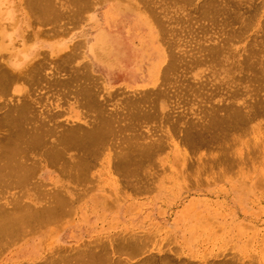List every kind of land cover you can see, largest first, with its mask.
Segmentation results:
<instances>
[{
    "label": "rangeland",
    "instance_id": "obj_1",
    "mask_svg": "<svg viewBox=\"0 0 264 264\" xmlns=\"http://www.w3.org/2000/svg\"><path fill=\"white\" fill-rule=\"evenodd\" d=\"M2 1V8L9 11L12 18L10 17V19L0 20L3 21L4 28L2 49L0 52L4 53L6 57L14 52L17 66L20 71L26 70L32 64L35 65L36 63L42 62L41 65H43V68H40L42 70H40L39 74L43 72L45 74L44 76L42 75L45 77L43 79H46L42 83V77L40 82L39 79L37 81H35L36 79H32L33 82H31L32 80L30 81L24 78H21V80L17 79L14 85L16 87L15 95L17 96V99H22L27 93L28 95L25 96H28L29 99L34 98L30 100L32 105L36 107V110H40L38 115H42V111L43 114H46L45 111L47 110L49 115L54 111L56 113L54 114L53 112L51 117H54L53 114L59 115H56L54 118L50 117V122H52L53 119L57 122V120H55L56 118L64 124L74 122L83 123L88 119V116L84 114L83 111L86 110L85 107L76 100L78 98H76L73 91H71L74 89L73 85L77 81L71 79L73 81L72 85V81L70 80L74 75L71 72H76L75 68H77L79 74L84 75L85 72V77L88 75V78H91L92 76L89 75H93L91 79L94 81L96 93L99 95L97 97L100 100H105L101 94L104 93V95H106L107 88L110 91L115 90L117 92L115 96L118 98L116 99L117 104L122 95H125L122 91H126V94L129 92L133 94L139 89L133 88L136 86L135 81L130 82V85H128L121 79H114L112 82L104 80L105 77H103V74L101 75L98 73L99 71L97 72V70L92 67L91 60L96 62V59L90 58L84 52L86 44L90 43L92 40L90 37L86 40L88 34L95 35L104 29H116L115 26H111L115 24L116 20H119L114 17L119 10H129L128 12L131 14H143L141 17L144 16L143 18H147L146 20H148L149 23L146 26L150 29H154L156 33V36L154 35L155 41L151 43H155L158 48H161L164 51L167 60L169 59L168 53L170 50L171 52L174 51L173 53H182L181 56L186 55L187 58L185 57V59H188V57L191 56L190 53H192V56H195L196 54L199 55L200 53L203 54L208 47L204 49L201 46L205 47L206 44L209 45L210 43L212 46L218 41L219 46H221V43H224L221 38H224V34L227 35V32L224 29L228 27L231 29L234 27L231 30L229 29L231 33L232 30L236 29L237 25L239 26V24L245 23L246 18L247 20L244 24L246 26L240 25L244 30L246 27V32L244 30L241 32L242 34L238 32L239 38L237 36L238 34H235L237 38L235 39V37L232 36L231 38H234L232 39L234 41L232 42L230 39V43L228 42L230 46L228 45V47L226 45V51L229 50L226 53L224 51L225 55L228 56V61H225L226 63L234 60H236V62H241L247 53V48L245 46L247 44L248 47L251 38L253 37L252 40L254 41H251L253 45L251 44L252 46L249 48L257 47L256 42L258 39L256 40L255 36L264 35V32H262L264 26H261L264 24V18H262L264 17V0H251V2L250 0H236L234 4H229L231 7L234 6L233 8L236 7L235 9L230 8L234 12L237 10V4L240 6H238L239 10L237 11L239 13L240 11L243 12L240 13L241 18L240 16L237 17L240 18L238 19V22L233 24L235 21H232V24L235 26L230 24L231 27L230 25L227 26L224 24L223 18L225 15L221 17L218 16V14L217 16L219 18L217 19L219 20L221 18V23H223V26L225 25L224 29L219 27L221 20L218 21L216 19L214 20L215 24H212L209 20V17L211 19L210 14H208L209 17L207 14L204 16L201 15L200 3L201 1L204 2V0H201L200 2H198L199 0H192L183 2V4L181 2L177 3L176 0V2H169L170 4L166 3L168 5L164 4L163 0H160L159 3H153V0L149 5L153 8V11H151L152 8L141 5L142 3L139 0H89L83 10L77 14L71 13V10H73L71 8L74 7V5H66V2H63L64 0H55V3L57 4H55V6L60 7L59 9L57 7V10L60 11L61 14L49 21H44L45 23L38 22L39 19L36 21L35 18L37 17H35V13L33 14V17L35 18L32 20L31 14L33 12L28 10L31 16L30 19L28 16L29 13L26 11L28 7L26 9L24 8L26 6L24 5L25 3H23V0ZM56 1L62 2L61 5H58L60 3ZM221 1H227L228 3L230 0ZM161 3H163L164 6H162L163 4ZM158 4L160 5L158 6ZM197 4L200 6L199 9L198 7L197 9L195 8ZM162 9L164 10L162 11ZM159 10L161 12H159ZM152 13H156L155 15L158 17L159 21L158 19H155L157 17L152 15ZM246 14L248 16H246ZM200 15L204 18L206 15L207 16L204 19L201 18ZM179 17L182 19H179ZM237 18L234 20L237 21ZM169 19L172 22H170ZM155 20H157L158 23ZM240 20H243L244 22L242 21L241 23ZM160 21H162V23L164 22L165 25H161ZM217 21L219 22L218 24L216 23ZM221 23L220 26H222ZM159 24L161 27H165L162 28L163 30L165 29L164 31L166 34L160 30L162 28L158 26ZM208 24L214 28L209 27ZM203 25L205 28H201ZM260 26L262 28H260ZM169 27L170 29H168ZM239 28L241 29V27ZM173 29H175V31ZM205 29L207 31H204ZM222 29L225 33L222 32ZM178 30H180V32ZM237 30L234 32H237ZM176 31H178V33ZM163 35L165 38L162 37ZM258 36L256 38H258ZM167 37L170 41H174H168L169 44L171 43V47L166 43ZM218 42H216V44ZM247 42H249V44ZM133 43L136 46L138 45L137 40ZM202 43L206 44L203 45ZM202 48L204 50H202ZM68 51L72 52L73 56L68 61L62 60V54ZM97 53L101 54L100 49L97 50ZM230 53H236V55H231ZM242 53L244 55H242ZM261 54V58L264 59V53ZM167 60L163 61V64ZM57 61H59V64H57L56 67ZM60 63L61 65L64 64L62 65V68L61 66H58ZM85 65L90 67L87 68ZM211 66L212 65L209 62L207 64L206 61H200V63L198 61L197 63H189L187 68L184 67L181 68V70L179 68L180 71H177V74H180L179 77L177 74H173L172 79L168 80V82L164 80L165 83H167L164 85H168L166 88L168 89V95H171L170 97L167 95L166 88H164V85L160 81L162 80L160 79L162 77L158 78L153 88L160 83V87L165 89V96H167L162 97L163 94L160 95L157 98V102L155 101L154 104L155 107L162 112L161 113L156 109V114H158V117L160 116V118L155 119L158 117L150 116L148 120L144 119L140 121V123L138 122L135 127L136 129L131 130L130 128L126 129L124 132L129 135L135 133L134 130L138 133L141 132L142 134L139 133V136H144L139 137L140 139L142 138V141L140 139H138V141L140 143L142 142V144L146 143L148 137L151 138L149 139L150 141L152 138L155 139L156 136H159L158 138L162 136L161 139L163 140L161 141L165 140V142H163L165 146L162 145L163 148L161 149L159 147L154 148L155 146L151 147L150 151H153V153L148 154V157L144 156V159L148 158V161H145V163L143 159L142 162H144V165L142 162L141 164L143 166L140 164L142 168H139L138 166V170H135V168V171H132L131 173L132 175H127L132 178L129 177L127 179V176L121 178L122 175H119L120 173L117 172L120 170L114 169V166H112V162L117 155L116 153L120 149L119 146H117V143H119L117 140H119V138L116 139V136H114V141L111 140V142L109 141L107 144L104 143L99 146L102 151H100L101 149L99 150V147L97 148L96 159L94 158L96 162L92 159L91 170L87 172L90 173L88 175L89 180H83L86 184L83 185L82 183V187L79 186V184H71L72 186H77L76 188H78L79 193L83 192V196L82 194H79V196L74 198V201L70 204L71 207L68 208L69 212L65 211V214L63 212V215L60 216L61 218L59 217L61 221L57 219L58 221L55 220V223L53 221L50 222L49 225L48 223L46 225L44 224L41 226L42 228L39 227L37 231L32 234L23 236L21 240L19 239V241L16 240L6 244L7 246L3 247V249L5 248L3 251L0 249V264L28 263L26 260L27 257L25 256L26 247L31 248L38 245L45 250V248L50 247V245L52 247L53 245L60 244L71 247V245H84V243L89 244L90 242H92L91 244L96 242L98 246L103 245L102 242L105 240H107V243L111 242L110 240L116 237L117 233L118 235L120 233V236H123V233L126 232V234H130V232L133 233V231H140L138 234H142L141 232H143L142 238L141 235H138L139 241L142 239L143 241H141V243L144 242V247L142 246L143 249L141 248L142 252L140 251L141 249L139 251L137 250L136 254L118 253L116 255L115 252H111L112 254H110L113 258L119 256L126 263H135L151 254H156L158 257L160 254L164 255V253H169L170 256H172V254L175 256H172V258H175L174 261L176 264H184L186 260L187 262L189 261V264H210V262L213 264L214 262L219 263V261L221 262L222 260H228L227 262L229 263L230 258V262L235 260L233 262H236L235 264H264V114H262L264 112L260 110L261 115L259 114L256 115L255 118L253 117V120H250V122L248 121V125H240L243 126L244 129L238 126L239 129L237 127V129L234 128L235 130L231 129V133L229 130L226 134L224 133V135L221 133L220 137L215 138L217 141L209 140L207 143L206 141H202V143L199 142L197 144L182 140L183 138L181 134H184L186 131L184 126H188L189 122L193 123L191 121L199 123L202 119L204 106H209L213 103H220L224 100L228 101L229 99L226 89L228 87V89H230L234 82H232V80H227L228 77H226L227 72L225 70V65ZM232 72H234V75H240V72L235 70ZM228 74L231 73L229 72ZM84 76H82L81 79L79 78L78 81L80 82V80L84 79ZM63 78H69V81H67L68 83H71H65L66 85L68 84L71 89H67L68 86L65 84H63L64 86L62 85L63 88L59 86L62 90H65L63 92L66 94L61 93L62 91L59 88H56L57 85L54 86V84L51 83L54 79ZM47 79L51 80L50 83H48ZM36 82L38 83V86L36 85ZM44 82H47L48 85ZM229 82L231 86L229 85ZM184 83L187 85H197L200 88L202 87V83L204 88L202 89V92L201 89H198L201 93H198L195 89V92L197 93L194 94V88H191L194 86H187ZM178 85L182 86L180 87L182 89L177 87ZM215 85H217L218 90L220 88V91L214 90L216 88ZM218 85L220 87H218ZM50 86L51 89L54 86L56 91L54 87V90H50ZM183 86L185 87L184 90L186 89L185 91L183 90ZM46 87H49V89H46ZM187 87L191 89L188 88L189 90L187 91ZM222 87H224V89ZM130 90L134 92H131ZM183 91L184 93H182ZM223 91L226 94H224ZM11 92L10 89V91L6 93L5 98H9ZM262 92H264V88L261 89V92L259 91V98L264 100V96H261L264 95ZM172 93L176 94V96L172 95ZM209 93L211 94L209 95ZM249 94L250 93L240 94L236 96L237 98H230L229 100L234 102L236 99V103L243 102V104H245V101L243 100H253ZM223 97L224 100H221ZM111 100L105 102V107L107 105V109L109 110L112 108H115L113 110L119 109L120 106L117 104H115L116 107L118 106L117 108L112 106L115 100L114 102ZM78 103L81 106H78ZM44 108H48L49 111ZM200 109H202V111ZM165 110L169 111L168 116H173L170 118V122L167 121L168 118L165 119L168 116H163V114L167 113ZM170 111H173V113ZM86 112L88 111L86 110ZM49 115L45 116L48 117ZM178 116H180L179 119L177 118ZM204 117L205 116H203V121L206 120ZM188 118L191 121L188 120V122L186 120ZM172 119L173 122L176 121V124H172ZM54 121L52 122L53 125L55 124ZM167 122L169 126L167 125ZM194 123L193 125L197 126ZM59 126L61 127L60 123ZM59 126L56 129H61ZM156 126L157 128L155 129L154 127ZM171 126L172 128H170ZM173 126H177V129H174L175 132L172 130ZM198 127L199 126H197V128ZM189 128L190 131L193 129H191V126ZM240 128H242V130H240ZM149 131H151L152 134ZM241 132H243V134ZM145 136L147 138L144 139L143 137ZM180 137L182 138L181 140ZM220 141H222V143ZM113 142L116 143L114 144ZM234 142L235 145L232 146ZM152 148L159 149L155 150L154 153V149L151 150ZM230 149L232 152L229 151ZM69 151L72 152L73 150L70 148ZM134 166L132 165L131 167ZM53 167L54 166L50 167V165H48L45 168L46 176L41 175V173L38 175V178L45 180L48 184H50L49 182L55 181V179H57L58 182L65 181L72 183L68 178H64V176L61 177L62 175L59 174L58 169ZM41 169L43 170L44 168L42 167ZM95 173L96 175H94ZM90 177H92V179L94 177V181ZM135 186H138L140 190L135 188ZM80 187L81 189H79ZM11 188V190L17 189V187ZM86 192L88 195H86ZM35 200L40 202L38 198H35ZM146 236H148L147 238L149 239H147ZM48 242H50V245H48ZM45 245H47V247H45ZM138 252L139 254H137ZM179 258L182 262H179Z\"/></svg>",
    "mask_w": 264,
    "mask_h": 264
},
{
    "label": "bare ground",
    "instance_id": "obj_2",
    "mask_svg": "<svg viewBox=\"0 0 264 264\" xmlns=\"http://www.w3.org/2000/svg\"><path fill=\"white\" fill-rule=\"evenodd\" d=\"M59 1H56V2H59ZM88 1L89 0H64L63 2L64 3L66 2V5L67 4L74 5V7L71 8V9H73V10H71L72 11L71 13L77 14L83 10V8L85 7V5L87 4ZM139 1H141V3H142L141 5H143V6L145 5V6L152 8L149 5H150V3H152L153 0H139ZM159 1L160 0H154L153 3H155V2L159 3ZM172 1L176 2V0H163L164 4L172 2ZM187 1H192V0H177V3L181 2L183 4V2H187ZM200 1L201 0H199L198 2H200ZM218 1H220V2H218ZM235 1L236 0H232V1L230 0L227 3V1H221V0H217V1L216 0H207V1L204 0V2L201 1V3L203 2L202 5L200 3L201 7L198 6L199 4H197L195 8L197 9V7H198V9H199V7H200V10L202 13L201 15H203V16L205 14H207V15L210 14L211 19H210L209 15H208V17H209L210 23H212V24H215L214 20L219 18L218 16L223 17L225 15L223 18L224 19L223 22L225 25L229 26L230 24L233 25L236 22H238V19L241 18L240 13L243 12V11H240V13H239L237 11V10H239L238 4H237V10H235V12L232 9H235L236 7L233 8L234 6L233 7L229 6V4H234ZM250 2H251V0H250ZM250 2H248V3H250ZM23 3H25L24 4L26 6V7H24L25 9L28 7L26 11L30 10L31 12H33L31 14L32 20H33V18L37 17V18H35V20L37 21L39 19L38 22L45 23L44 21H47V20L49 21V20L57 17L58 15L60 16V14H61V12L57 10L58 6L57 7L55 6V4H56L55 0H23ZM59 3L60 4H58V5H61L62 2H59ZM2 4H3V1L0 0V20L10 19V17H11L10 12L7 10H4L2 8ZM161 4H163V3H161ZM164 4L162 6H164ZM159 5L160 4H158V6ZM166 5H168V4H166ZM166 5H165V7H166ZM167 7H169V6H167ZM59 8L60 7H58V9ZM230 8H232V9H230ZM163 10L164 9H162V11ZM128 11L129 10H127V11H122V10L120 11L119 10V12H117L115 14L114 17L119 19V20H116L115 24L111 26V27L115 26L116 27L115 30L113 28L112 29H104V30L96 33L95 35L88 34V36H86V40L89 37L92 38V40L90 41V43L86 44L84 52L90 58L96 59V62L94 60H91L92 67H93V69H96L101 74H103V77H105L104 80H108V82H112V80H114V79H121L125 82V84H128V85H130V82L135 81L136 86L133 88H136V89L139 88V89L137 92L135 91V89H134L135 92L130 90L131 92H134L133 94L130 92L126 94V91H122V92H124L125 95H122V97L119 99V102L117 104L116 99H118V98L115 97L117 92L115 90H114L115 92L110 91L107 88V91H106L107 94L106 93H105L106 95H104V93L101 94V95H103L102 97L105 98V100H100L97 97L99 95L96 93V89L94 87V81L91 79L93 77V75H89V76H92L91 78L89 77L91 80L88 78V75H87L86 76L88 78L87 79L84 76L85 72H84V75L79 74L77 72V68H75L77 73L71 72L74 75H73V77L70 78V80L72 79L73 81L74 80H77V81L73 85V81L71 80L72 81L71 83H72L73 88H74V89L72 88L73 90H71V91H73L76 98H78V99H76L74 97L73 98L78 100L79 103L81 105H83L85 107V109L88 111V112H86V110H83L84 114H86L88 116V119L85 120L86 122L84 120H82V121H84L83 123H85V124H83L82 122L81 123L74 122V123H69V124L65 123L64 124L63 122L58 121L59 119L55 118V120H57V122H55L54 119L53 120L51 119L52 122L53 121L55 122V124L53 125V123L50 122V117L52 116V113L54 111L52 113L50 112L51 114L49 115L48 114L49 112H47V110H46L48 108H44L46 110L45 111L46 114L45 113L44 114L49 115V116L48 117L45 116L43 114V111H42V115H38V113H40V110H36V107H34V105H32V102L30 99H34V98L29 99L28 96H25V95H28L27 93L25 95L23 94L24 97L22 99H20V100H19V98L17 99V96L15 95L16 87L14 86L15 81L17 79L21 80V78H24V79L30 80V81L32 79L33 80L36 79L35 81H37L39 79V82H40L41 77H42V79L45 78V77H43L45 75L43 72H42L43 74L42 73L39 74L40 70H42L40 68H43V65H41L42 62L36 63L35 65L32 64L33 66L31 65L26 70L20 71V69L17 66V62H16L14 52H12L10 55H7V57L5 56L4 53L0 52V249H1V251H3L5 249V248L3 249V247L7 246L6 244H9L10 242H14L16 240L19 241V239L21 240L23 236L32 234L33 232L37 231V229L39 227L43 226L44 224L46 225L48 223V225H49V223L53 222V221L55 223V220H57V219H59L61 221L60 216L63 215V212H64V214H65V211L69 212L68 208L71 207L70 204H72V201H74V198L79 196V194L83 193V192L79 193L78 188H76L77 186H72L71 184H76V185L79 184V186H81V187H82V183H83V185L86 184V182H84V181L89 180L88 175L90 173H87V172H89V170H91L90 168H91V164H92V159H93V161L96 162V160H94V158L96 159L97 148L100 145H103L104 143L107 144V142H109V141L111 142V140L114 141L115 140V139H113L114 136H116V139L119 138V140H117V142H119V143H117V146H119L120 149L117 151V153H116L117 155L115 156V159L114 160L112 159L113 165L112 164H110V165L114 166L113 167L114 169L120 170L117 172L120 173L119 175H122L121 178L123 176L125 178L127 175L131 174L132 171L134 172L135 170H138V166H139V168H142L141 165L145 161L146 162L148 161L147 155L150 153H153V151H150L151 147L155 146L154 148H156V147H159L160 149L163 148L162 145L165 146V144L163 143V142H165V140L161 141V140H163V139H161L162 136L160 138H158L159 136L158 137L156 136L155 139L152 138V140H150V141H149V139H151V138L148 137V140L146 139L147 140L146 143L143 142L144 144H142V142L140 143L138 141V139H140L139 137L144 136V135L139 136L140 134H142L141 132H139L140 133L139 134L137 131L134 130L135 133L129 135V134H125L124 131L126 129H130V128H131V130L136 129L135 127L138 124V122L140 123V121H142L144 119L148 120L150 116L158 117V114H156L157 108L155 107L154 104H155V101L157 102V98L160 95L163 94L162 97H167L165 95H166L167 90H168L166 88V87H168V85L167 86L164 85V84H167V83H165V81L168 82V80L172 79L173 74H177V71H180L181 68H184V67L187 68L189 66V63H197L198 61L200 63V61L201 62L206 61L207 64L209 62L212 66L224 64L225 70L227 72L226 77H228L227 80H232V82H234L233 86L230 89H228L229 87L227 89L225 88L226 92L228 93L227 96L229 97V99L230 98H233V99L237 98L236 96L240 95V94L250 93L249 95L253 98V100L249 101L247 99L248 98L247 97V98H245L247 100H243V101H245V104H243V102L242 103H236V99L234 102L232 100H229V99H228V101H225L224 97H223L221 100H224V101H222L220 103H213L209 106H204L203 111H202V109H200L203 112L201 121H203V116H205L204 118H206V120L203 122L200 121L199 123L198 122L194 123V121H191L189 118L186 119L187 121L189 120L199 127L197 128V126L193 125V123H190L188 121L189 125L184 126L186 131L184 134H181L183 139L180 137V140L182 139V140H185L187 142L190 141V142L197 143V144L199 142L202 143V141H204V142L206 141V143H207V141H209V140L213 141V140H215V138L220 137L221 133H222V135H224V133L226 134L228 132V130L229 131L231 129L233 130L236 127L238 128V126L243 128V126H240V125H243V124L248 125L250 120H253L252 119L253 117L255 118V116L259 115L261 111L264 112V110H262V109H264V100L259 98L260 97L259 91L261 92V89L264 88V59H262L260 56V55H262L261 53H264V35H262V36L259 35L260 39H259L258 35H257L258 38H256L257 36H255V39L256 40L258 39V41L256 42L257 47L249 48L253 45L251 42V41H254V40H252L253 37L251 38L250 44H249V42H247L249 44L248 47H247V44H246V46L244 45L247 48L246 49L247 53L244 57L242 56L243 60L241 62H236V60L231 61V62H227V63L225 62V61H228L227 60L228 56L225 55V53L229 51L228 48H227L228 51H226V47L229 45L228 42L230 43V39L231 40L234 39V38H231L232 36L235 37V39L237 38V36L239 38V33L243 32L244 29L240 25L246 26V25H244L246 23V20H247V18L245 16H244L246 18L245 23H243V24L238 23L239 26L237 25L236 29L232 30L233 32L231 31V33H230V30L234 27H232L231 29L229 27L224 29L225 25L223 26V23H221L222 22L221 18L219 20H221L220 23L223 27L220 26V23L218 22L219 20L217 19L218 21L216 23L217 24L219 23V27L223 28L227 32V35L224 34L225 39L223 37L222 38L220 37L222 42H224V43H221L222 44L221 46H219L218 41H216V42H218L217 44H216V42L214 43L215 45L213 43H211V44H213L212 46L210 45L209 42H208L209 45L206 43H205L206 45L202 43L203 45H205V47L201 46L199 43V45L201 47H203L204 49L206 47H208V48H206L207 50H205L206 52L204 51L203 54L200 53L199 55L196 54L195 56H192V53H190L191 56H189L188 59H185V57L187 58L186 55L181 56L182 53L181 54H179L178 52L173 53L174 51L171 52V50H170L168 53L169 59L167 60L166 54H164V51L161 48H158V46L155 43L154 44L151 43V42L155 41L154 37L156 36V33H155L154 29H152V28L150 29L146 26L149 23V21L146 20L147 18H143L144 16L141 17V15H143V14H141V15L136 14L135 15L133 13L131 14ZM151 11H153V8ZM159 12H161V11L159 10ZM28 13H26V14H28V16L31 19L30 12L28 11ZM34 13H35V17H33ZM62 14H63V12H62ZM155 14L156 13H154V14L152 13V15L157 17ZM238 14H240V15H238ZM162 15H163V13H162ZM169 16H171V15H169ZM200 16H198V17H200ZM206 16H205V18H206ZM238 16H240V18H237ZM246 16H248V15L246 14ZM29 17H27V18H29ZM208 17H207V19H208ZM201 18H204V17L201 16ZM236 18H237V21L234 20ZM262 18H264V17H262ZM155 19H158V17ZM173 19H176V18H173ZM179 19H182V18L179 17ZM155 21L158 23L159 19H158V21L157 20H155ZM162 21H160L161 25L164 24V22L162 23ZM183 21H185V20H183ZM232 21L233 22L235 21V22L233 23ZM242 21L240 20L241 23H242ZM170 22H172V21L170 20ZM260 23H262V22H260ZM209 24H208V26H209ZM161 25L159 24L158 26L161 27ZM231 25H230V27H231ZM233 26H235V25H233ZM261 26H264V24H262ZM261 26H260V28H262ZM202 27H204V25L201 26V28ZM209 27H212V26H209ZM239 27H241L242 30ZM163 28H165V27H163ZM163 28L160 30L165 33V31H164L165 29L163 30ZM179 28H182V27H179ZM212 28H214V27H212ZM168 29H170V27ZM183 29H185V28H183ZM3 30H4L3 21H0V50L2 49V42H3L2 39H3V34H4ZM173 30L175 31V29H173ZM224 30L222 31L223 33H225ZM235 30H237V32H234ZM246 30L247 29L245 27L244 31L246 32ZM178 31L180 32V30H178ZM178 31H176V32L178 33ZM204 31H207V30L205 29ZM262 32H264V29H262ZM233 33H234V35L235 34L236 35L238 34V35L234 36ZM215 34H217V33H215ZM164 35L162 37L165 38ZM243 35H242V37H243ZM149 36H150L151 41L149 39ZM217 37H215V38H217ZM173 39H174V37H173ZM223 39H224V41H223ZM135 40L138 41L137 46L134 45V43H133ZM221 40H220V42H221ZM168 41L174 42V41H170V39L167 37L166 43L169 44ZM194 41H195V39H194ZM233 41L234 40H232V42ZM170 44L168 46L171 47ZM223 44H224V46H223ZM173 45H174V43H173ZM201 47H200V49H201ZM203 48H202V50H204ZM98 49H100L101 54L97 53ZM224 51H225V53H224ZM193 54H195V53H193ZM230 54L236 55V53H234V54L230 53ZM19 55H18V57H19ZM242 55H244V54L242 53ZM72 56H73L72 52L68 51V52L62 54V60L68 61ZM83 56H85V55H83ZM103 56H105V57H103ZM165 60H167V61L163 64V61H165ZM58 62L59 61H57V63H56V67H57V64H59ZM61 63H63V62H61ZM61 63L58 66L59 67L61 66V68H62V65H64V64L61 65ZM87 64H88V62H87ZM45 66H46V64H45ZM85 66H87V65H85ZM89 67L90 66H87V68H89ZM179 68H180V70H179ZM233 70L240 72V75H237V74L234 75V72H232ZM184 71H185V69H184ZM229 72L231 74H228ZM48 74H49V72H48ZM177 75L179 77L180 74H177ZM82 76H84V79L80 80V82H79L78 80H79V78L81 79ZM55 77H57V76H55ZM55 77H53V78H55ZM160 77H162V78H160ZM76 78H78V79H76ZM158 78L163 80L164 83L162 82V80H160V81L164 85V88H166V93L164 92L165 89L160 87V83L157 84L158 86L153 88V86L156 84ZM174 78H176V77L174 76ZM33 80L31 82H33ZM44 80H46V79H43L41 81V83ZM67 80L69 81V78L68 79L67 78L66 79H64V78L63 79H54L52 81L48 80V83H50V81H51V83L54 84V86L57 85L58 87L56 86V88H59L62 91L61 93L64 94L65 92H63V91H65V90H62L59 86L62 87L63 84L68 83ZM176 80H177V78H176ZM178 80H179V78H178ZM200 80H202V79H200ZM225 80H224V83H225ZM30 81H28V82H30ZM44 83H46V85H48L47 82H44ZM71 83L69 82L68 84H71ZM186 83H187V81H186ZM186 83H184V84H186ZM37 84L38 83L36 82V85ZM68 84L67 85L65 84V85L68 86ZM189 85L190 84H188L187 86H189ZM199 85H200V83H199ZM201 85H202L201 88L198 87L197 85H196L197 86L196 87L193 84L190 86H194L191 88H194V92L196 89V91H198V93H199L200 92L199 90L201 89V92H202V89L204 88L202 83H201ZM229 85H230V82H229ZM51 86H50V90H54L53 89L54 86L52 87V89H51ZM184 86H183V90L185 88ZM215 86H216V88L214 89V87H213V89L218 90L217 85H215ZM177 87L180 88L182 86L178 85ZM218 87H220V86L218 85ZM56 88H55V91H56ZM188 88L189 87H187V91L189 89H191V88H189V89ZM222 88L224 89V87H222ZM10 89L12 91L10 94V97L5 98L6 93L9 92ZM46 89H49V87L48 88L46 87ZM65 89H66V87H65ZM67 89H71V88H69V86H68ZM180 89H182V88H180ZM208 89H209V87H208ZM174 90H176V89H174ZM184 91L182 93H184ZM218 91H220V88ZM68 92L70 93L69 90H68ZM215 92H217V91H215ZM58 93H59V91H58ZM196 93L197 92H195L194 94H196ZM128 94H131V95H128ZM210 94L211 93H209V95ZM224 94H226V93L224 92ZM262 94H264V92H262ZM167 95H168V93H167ZM172 95L176 96V94H173V93H172ZM104 96H106V97H104ZM168 96L170 97L171 95H168ZM261 96H264V95H261ZM205 97H206V95H205ZM109 100H111L113 102L115 100L114 104L112 102V104H113L112 106L116 107L115 104H117L118 106H120L119 109H116V110H113L115 108H112L110 110L107 109V105L105 107V104H106L105 102L106 101L109 102ZM79 103H78V106H81V105H79ZM107 104H109V103H107ZM199 108H201V107H199ZM48 111H49V109H48ZM55 111H58V110H55ZM158 111L161 112V110H158ZM165 112H167L166 113L167 115L163 114V116L166 117V116H168L169 111L165 110ZM55 113L56 112H54V114ZM161 113H160V115H161ZM171 113H173V111ZM54 114H53V116L56 117L57 114L56 115H54ZM262 114H264V113H262ZM187 115H189V114H187ZM180 116H178L177 118L179 119ZM54 117H51V118H54ZM172 117L168 116L165 119L168 118L167 121L170 122V118H172ZM181 117H183V116H181ZM159 118H160V116L158 118H155V119H159ZM178 119H177V121H178ZM163 120H164V118H163ZM58 122L60 123L61 127L59 126ZM158 122H160V121H158ZM168 122H167V125H168ZM171 122H173V119L171 120ZM164 123H165V120H164ZM162 124H163V121H162ZM172 124L173 125L176 124V121L173 122ZM155 125H157V124H155ZM58 126L61 129H59V128L56 129ZM190 126H191V129L193 128L191 131L189 130ZM154 128L156 129L157 126ZM170 128H172V126ZM175 128L177 129V126L176 127L173 126V129H172L173 132H175L174 131ZM242 128H240V130H242ZM159 130H160V128H159ZM231 131H230V133H231ZM149 132L152 134L151 131H149ZM153 132H156V131H153ZM131 133H132V131H131ZM156 133H158V132H156ZM241 133L243 134V132H241ZM244 134H245V131H244ZM158 135H160V134H158ZM136 137H137V140H136ZM143 138L145 139L147 137L145 136ZM215 141H217V140H215ZM220 142L222 143V141H220ZM113 143L115 144L116 142H113ZM233 145H235V142H234V144H232V146ZM70 148L73 150L72 152L69 151ZM106 148H107V146H106ZM154 148H152L151 150H153ZM159 148H157V149H159ZM223 148H225V147H223ZM100 149H101V147H99V150ZM114 149H115V147H114ZM157 149H154V153H155V150H157ZM100 151H102V149ZM229 151H231V149ZM225 152H226V150H225ZM100 154H102V153H100ZM144 156H147L146 157L147 159H144ZM113 158H114V156H113ZM142 160L144 162H142ZM141 162H142V164H141ZM48 165H50V167L54 166L53 168H57L59 174L62 175L61 177L64 176V178L65 177L68 178L70 181H72V183L71 182H65V181L58 182V180L55 179V181L49 182L50 184H48V182H46L45 180L38 178V175H40L41 173H42L41 175L46 176L45 175V173H46L45 168ZM132 165L133 166L135 165V166L131 167ZM146 165H148V164H146ZM149 165H151V164H149ZM42 167L44 168L43 170L41 169ZM40 169H41V171H40ZM94 175H96V173ZM129 177L127 176L126 178L128 179ZM90 178L92 179V177H90ZM130 178H132V177H130ZM92 180L94 181V177ZM93 181H91V182H93ZM80 183H81V185H80ZM88 186H90V185H88ZM11 187H13V188L17 187V189L11 190L12 189ZM81 187L79 189H81ZM127 188H128V186H127ZM135 188L139 189L138 186H135ZM135 188H133V189H135ZM137 189H135V190H137ZM85 191H86V189H85ZM6 195H8V196H6ZM86 195H88L87 192H86ZM82 196H83V194H82ZM7 197H9V198H7ZM35 198H38L40 200V202L36 201ZM73 209H75V208H73ZM136 232L137 231H133V233L130 232V234H126V232H125V233H123L124 234L123 236H120V233H119V235L117 233V235L119 237L117 235L113 239L111 237H109L110 239H112V240H110L111 242L107 243V240H105L106 241V242L104 241L105 243L102 242L103 245H98V246H97L96 242H94L93 244H91L92 242H90L89 244L84 243V245H81V244L76 245V246L71 245V247L60 245V244H56V245H53L51 247L50 242H48L49 243L48 245H50V247H47V245H45V247H47V248H45V250H43L38 245L31 247V248L26 247L25 248V251H26L25 256L27 257L26 260L28 261V263L25 262L24 264H176L174 261L175 258H172V256H174V255L172 254V256H170L169 253H164V255L160 254L161 256L158 255V257L156 256V254L155 255L151 254L148 257L146 256V257L140 259L139 261H137L135 263H126L119 256H117L118 258L117 257L113 258L111 255L112 254L111 252H115L116 255L118 253H122V254L123 253H125V254L126 253H128V254L135 253L136 254L137 250L139 251L141 248L143 249V247H144L143 243L144 242L141 243V241H143V240L141 239V241H139V238H138V235H141V238H142L143 232H141L142 234H138L140 231L137 233ZM134 233H136V234H134ZM147 237L148 236H146V238ZM33 239H35V238H33ZM48 239H50V238H48ZM147 239H149V238H147ZM28 240H29V238H28ZM28 245H30V244H28ZM142 249L140 250L141 252H142ZM137 254H139V252ZM222 261L221 262L219 261V263L214 262L213 264H235L236 263V262L233 263L235 260H232L233 262H230L231 258L229 260V263L227 262L228 260L227 261L224 260L223 262ZM179 262H182L180 260V258H179ZM185 263L189 264V261L187 262V260H186ZM20 264H23V262ZM210 264H212V263L210 262Z\"/></svg>",
    "mask_w": 264,
    "mask_h": 264
},
{
    "label": "crops",
    "instance_id": "obj_3",
    "mask_svg": "<svg viewBox=\"0 0 264 264\" xmlns=\"http://www.w3.org/2000/svg\"><path fill=\"white\" fill-rule=\"evenodd\" d=\"M98 72V71H97ZM98 73H100V72H98ZM101 74V73H100ZM102 75V74H101Z\"/></svg>",
    "mask_w": 264,
    "mask_h": 264
}]
</instances>
